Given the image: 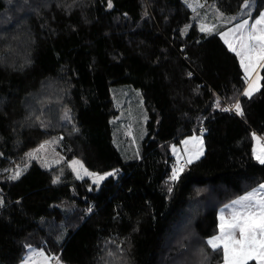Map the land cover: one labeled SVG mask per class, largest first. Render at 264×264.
I'll return each mask as SVG.
<instances>
[{
    "label": "trees",
    "instance_id": "obj_1",
    "mask_svg": "<svg viewBox=\"0 0 264 264\" xmlns=\"http://www.w3.org/2000/svg\"><path fill=\"white\" fill-rule=\"evenodd\" d=\"M245 1L0 0V264H20L31 246L65 264L223 261L206 243L219 210L264 183L253 135L264 137V69L245 95L239 57L193 15L210 2L237 14ZM121 84L141 89L148 112L133 160L113 140ZM189 135L202 136L203 154L172 180L171 144ZM54 137L67 161L32 160L13 179ZM73 158L118 173L97 187Z\"/></svg>",
    "mask_w": 264,
    "mask_h": 264
},
{
    "label": "rangeland",
    "instance_id": "obj_2",
    "mask_svg": "<svg viewBox=\"0 0 264 264\" xmlns=\"http://www.w3.org/2000/svg\"><path fill=\"white\" fill-rule=\"evenodd\" d=\"M251 3L252 7L245 8V4ZM264 12V7L261 8L260 11H256V1L247 0L244 2L242 8L234 14H227L218 9L215 3H204L197 12L194 13L193 19L197 22L198 27L201 30V26L212 29L211 31H205L207 33L220 31V33L228 32V30L235 26V24L241 22L243 19H249V24L251 25L255 19L259 18L260 13ZM235 17V19H233ZM223 36V35H222ZM223 38L231 41L233 37L231 34L228 37ZM260 68H257L256 72H254L250 79L247 80V85L251 80H256L257 75L261 77V73L259 72ZM112 95L115 101V104L119 110L118 114L114 116L111 120L114 127V139L115 144L120 149L121 153L127 160H133L140 158L142 153V140L146 136V121L148 119V112L146 110L144 104V96L140 88L132 86L131 84H121L111 86ZM248 87V86H246ZM261 87V79L258 81V88ZM247 91V88L245 92ZM254 91L252 95L255 93ZM193 137L199 138L202 140V145L199 143V140H194ZM256 137L260 138V143H257ZM59 138L54 137L50 138L41 144H45V149L36 152L35 150L39 148V145L29 150L27 155L20 159V161L16 162L12 167V176L19 171H23V169L27 166L29 162L32 160H37L46 168H52L63 161L66 160V156L64 152L61 150L59 145ZM184 141H188L189 143L185 144ZM204 149V140L200 135H189L186 136L180 143H172L171 150L175 159V168L182 167L185 168V165L188 162L189 156H192V160L196 159L195 156L200 150V148ZM264 147V137L255 134L254 135V154L257 155L259 149ZM175 149V151H174ZM204 151V150H203ZM34 153V155H32ZM200 157V156H199ZM73 161H79V164L73 165ZM68 164L74 171L77 177L80 179L88 178L90 179L92 184H95L99 187L104 179L110 177L108 173L117 174V169L109 170L106 172H95L90 170L84 164V161L81 158H73L68 161ZM82 165V166H81ZM85 169L88 173L92 175H86ZM181 173V172H180ZM179 173V174H180ZM99 177H103V179H99ZM264 184V183H262ZM261 184V185H262ZM260 186V185H259ZM259 186L255 189H258ZM253 189V190H255ZM253 190L249 191L252 192ZM249 192L245 193L247 195ZM261 196H264V193H260ZM244 196V195H243ZM241 197V196H240ZM239 197V198H240ZM238 199V198H237ZM235 199V200H237ZM234 200V201H235ZM233 202V201H231ZM232 205V204H230ZM228 205V206H230ZM226 207L222 208L219 213V219L222 213V210H225ZM231 209L223 211V215L226 219L231 218ZM220 225V222H219ZM219 229V228H218ZM219 234V233H218ZM217 234V235H218ZM216 236V235H215ZM237 237L239 238V234L237 233ZM58 255H48L45 252L44 248L29 247L27 254L24 259L20 262V264H65L61 262L60 257ZM220 264H224V259Z\"/></svg>",
    "mask_w": 264,
    "mask_h": 264
},
{
    "label": "snow or ice",
    "instance_id": "obj_3",
    "mask_svg": "<svg viewBox=\"0 0 264 264\" xmlns=\"http://www.w3.org/2000/svg\"><path fill=\"white\" fill-rule=\"evenodd\" d=\"M109 7H111L110 3ZM244 7L250 8L252 4L246 2ZM211 30L201 26V31ZM230 34L233 39L231 41L226 39L225 42L230 50L239 57L245 78L250 79L257 68L264 69V12L260 13L259 18L255 19L251 25L249 24V19H243L230 28L228 32H224L221 35L228 37ZM259 79L261 77L257 75L256 80L248 83L245 95L251 96L254 91L259 90ZM234 107L240 115H243L239 103L235 104ZM193 139L199 140L196 137H193ZM256 139L259 144L260 138L256 137ZM184 143L187 144L189 142L184 141ZM199 143L202 145L203 141L199 140ZM45 144H41L35 151L44 150ZM202 154L203 149L201 147L195 158L198 159ZM255 158L261 164H264V147L259 149ZM79 163V161L72 162L73 165ZM188 163H192V156H189ZM181 171H183L182 167L174 168L170 179H178ZM20 174L21 171L18 170L13 179L19 178ZM85 174L92 175L86 169ZM108 175H113V173H108ZM99 179H103V177H99ZM260 193H264V184L233 201L232 205L226 206L220 216L219 234L206 241L213 251L222 250L224 264H249V261L264 264V196H261ZM228 208L231 209L232 213L230 219H226L223 215V211L228 210Z\"/></svg>",
    "mask_w": 264,
    "mask_h": 264
},
{
    "label": "built area",
    "instance_id": "obj_4",
    "mask_svg": "<svg viewBox=\"0 0 264 264\" xmlns=\"http://www.w3.org/2000/svg\"><path fill=\"white\" fill-rule=\"evenodd\" d=\"M230 109H231V110H234V106H230Z\"/></svg>",
    "mask_w": 264,
    "mask_h": 264
},
{
    "label": "crops",
    "instance_id": "obj_5",
    "mask_svg": "<svg viewBox=\"0 0 264 264\" xmlns=\"http://www.w3.org/2000/svg\"><path fill=\"white\" fill-rule=\"evenodd\" d=\"M251 81H252V80H251ZM251 81H250V82H251ZM247 86H248V85H247ZM246 88H247V87H246ZM245 90H246V89H245Z\"/></svg>",
    "mask_w": 264,
    "mask_h": 264
}]
</instances>
